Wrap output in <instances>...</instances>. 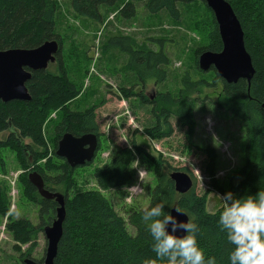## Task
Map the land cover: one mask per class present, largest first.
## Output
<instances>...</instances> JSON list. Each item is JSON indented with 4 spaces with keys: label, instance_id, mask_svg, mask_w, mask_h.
<instances>
[{
    "label": "trees",
    "instance_id": "1",
    "mask_svg": "<svg viewBox=\"0 0 264 264\" xmlns=\"http://www.w3.org/2000/svg\"><path fill=\"white\" fill-rule=\"evenodd\" d=\"M118 1L70 0V7L78 16L101 22V8L113 7ZM140 1H143L144 8L150 14L165 13L176 20L186 17L181 16L180 10L188 0H130L122 7L121 14L133 16L134 4ZM226 1L240 22L244 46L255 69L250 83L243 79L236 83H226L214 70H199L197 61L202 52H219L222 48L214 16L201 1L206 20L198 25L197 34L204 44L193 51L194 70L198 77H190L186 71L176 96L161 91L156 92L154 98L142 93L137 96L143 103L151 104L152 111H157L158 108L165 126L160 135L167 137L172 134L169 117L174 116L179 125L186 128L185 139L188 141L194 128L192 111L198 99L191 98L190 95L193 92L200 93L205 88L220 86L222 106L239 120L245 137L244 162L233 176L238 179L237 183L224 193L231 191L236 197H247L264 191V0ZM57 13L58 7L54 0H0V50L34 48L51 39L56 40L59 45L56 53L58 73L50 70L51 63L46 69L32 71L30 79L25 83L31 97L29 101H0V135L7 133L5 139L0 140V148L14 152L19 166L25 170L19 178L23 194L29 202L38 205V224L35 225L26 218H8L5 223V230L16 242L15 249L19 250L20 244H28L21 253L20 264H23L25 257H31L37 246L39 233L52 223L57 207L53 200L43 199L30 184L28 174L33 171L40 174L47 190L56 191L55 188L59 185L65 186V218L54 264H144L145 260L154 259L151 237L141 219L143 209L129 212L127 221L134 233H128L125 221L104 194L107 190L125 187L133 181L134 163L153 176V184L147 191V207L165 202V211L170 212L171 207L175 206L186 213L188 218L197 217L200 228L198 243L204 249L205 256H214L217 264H228V253L232 246L228 244L226 234L218 225L223 205L208 212V191L198 193L194 185L184 194L177 193L169 177L171 166L167 160L161 156L153 157L138 146L134 139L126 147L115 146L107 161L95 168L94 188L80 190L69 196L74 185L75 169L69 167L62 158L55 156V162L47 156L49 150L45 140L47 132L44 129L45 124L50 121L49 115L52 112L56 115L49 124L52 128L50 144L53 157L58 140L66 132L74 136L95 134L98 138L97 151L101 149V134L96 122L95 104L82 108L70 106L72 101L81 99L84 78L75 76L71 80L66 72L60 57V38L55 30ZM189 18L192 21V16ZM147 43L158 47L151 49ZM108 46L119 47L128 56L125 67L142 86L147 80L158 86L167 78L169 58L161 46V39L149 37L143 43L136 44L131 37L113 35L104 44L105 48ZM121 92L126 97L131 95L126 88H121ZM10 127L17 134L9 131ZM151 130L145 132L150 135ZM27 138L30 144L24 143ZM200 150L208 158V175H214L215 151L212 148ZM43 159L44 164H39ZM213 185L217 187L215 182ZM217 189L222 192V188ZM7 192L6 186L0 181V221L9 209ZM42 260L43 257L36 261L41 263Z\"/></svg>",
    "mask_w": 264,
    "mask_h": 264
},
{
    "label": "rangeland",
    "instance_id": "2",
    "mask_svg": "<svg viewBox=\"0 0 264 264\" xmlns=\"http://www.w3.org/2000/svg\"><path fill=\"white\" fill-rule=\"evenodd\" d=\"M129 1L119 0L113 7H102L103 20L95 22L76 15L70 7V0H54L58 7L55 30L60 38V57L71 80L75 76L84 78L83 95L80 100L72 101L70 106L82 108L95 104L96 122L101 133V149L90 164L75 169L74 185L69 196L80 190L94 188L95 168L107 161L115 146L126 147L134 139L138 146L153 157L161 156L167 160L171 166L170 172L183 171L185 168L183 172L191 177L196 191H208L206 210L213 212L223 205L221 197L224 192L237 183L238 179L233 176L244 162V130L239 120L222 106L220 86L205 88L200 93L193 92L190 95L191 98L198 99L192 111L194 128L188 141L185 139L186 128L180 126L174 116L169 117L172 134L167 137L160 135L165 126L158 108L157 111H152V105L143 103L137 96L142 93L154 98L159 91L176 96L186 71L190 77H198L194 70L193 51L204 44L197 34L198 25L206 20L202 4L204 1L184 2L180 14L186 17L178 20L165 13H148L143 1L136 2L133 16L126 17L121 14V9ZM191 16L192 21L189 18ZM113 35L131 37L136 44L143 43L149 37L161 39V46L169 58L168 76L163 84L155 86L148 80L143 86L138 83V79L125 67L128 56L119 47H104ZM148 45L151 49L158 47L156 44ZM50 70L58 73L57 59L50 64ZM121 88H126L127 92L129 90L131 95H123ZM55 116L53 112L49 115L50 121L45 124L44 131L47 132V156L56 162V155L53 157L50 144L52 128L49 125ZM148 129H152L150 135L145 132ZM6 135V132L2 133L0 140H4ZM215 141H219L218 146ZM24 143L31 142L27 138ZM203 148H212L216 153L212 176L207 173L208 158L200 150ZM0 158V181L6 186L9 198L8 212L0 221V264H20L21 253L28 244H20L19 250L15 249L16 242L5 230V223L8 218H26L33 224H38V205L29 202L23 194L19 178L25 170L19 166L14 152L0 148ZM44 161L45 159L38 163L43 165ZM133 167L135 174L130 184L104 192L115 211L125 221L127 232L132 234L134 232L128 224V214L133 209L147 207L148 187L153 184L150 172L137 163ZM213 182L217 187H214ZM218 187L222 188V192ZM55 190L63 194L65 186L61 184ZM45 248L46 239L43 232H40L31 257L40 260Z\"/></svg>",
    "mask_w": 264,
    "mask_h": 264
},
{
    "label": "water",
    "instance_id": "3",
    "mask_svg": "<svg viewBox=\"0 0 264 264\" xmlns=\"http://www.w3.org/2000/svg\"><path fill=\"white\" fill-rule=\"evenodd\" d=\"M212 12L217 24L222 48L219 52L204 51L197 61L201 71L213 69L226 83H236L246 80L250 83L255 69L252 59L244 46V34L231 5L226 0H202ZM59 45L56 40H46L34 48H8L0 50V101H29L30 94L25 83L30 79L32 71L46 69L48 64L56 59ZM9 131L17 134L10 127ZM98 147L95 134L85 133L74 136L64 133L57 142L55 155L63 158L71 167L83 166L93 161ZM174 189L184 194L192 188L191 177L183 171H173L169 174ZM28 181L34 186L43 199L53 200L57 207L55 218L50 225L43 228L46 248L41 263L32 257H25L23 264H54L57 245L62 235V224L65 218L64 195L50 191L44 187L40 174L36 171L28 174ZM170 209L173 216L180 221H186L187 216ZM183 235V232L177 233Z\"/></svg>",
    "mask_w": 264,
    "mask_h": 264
},
{
    "label": "clouds",
    "instance_id": "4",
    "mask_svg": "<svg viewBox=\"0 0 264 264\" xmlns=\"http://www.w3.org/2000/svg\"><path fill=\"white\" fill-rule=\"evenodd\" d=\"M215 143L219 145V141ZM221 199L223 208L218 225L232 246L228 264H264V191L247 197H236L228 191ZM165 206V202H158L142 210L141 219L155 253V258L145 260L144 264H217L214 256H205L198 243L197 217L177 220L165 211ZM175 211L186 215L180 208ZM178 231L184 234L178 235Z\"/></svg>",
    "mask_w": 264,
    "mask_h": 264
},
{
    "label": "flooded vegetation",
    "instance_id": "5",
    "mask_svg": "<svg viewBox=\"0 0 264 264\" xmlns=\"http://www.w3.org/2000/svg\"><path fill=\"white\" fill-rule=\"evenodd\" d=\"M199 57V56H198ZM200 70V69H199ZM210 70H213V69H209L208 71H210ZM203 72V71H202ZM204 72H207V71H204ZM225 82V81H224ZM100 132V131H99ZM101 134V133H100ZM97 137V136H96ZM97 140H98V138H97ZM57 146V145H56ZM96 154H97V151H96ZM58 157V156H57ZM95 158V157H94ZM63 159V158H62ZM65 161V160H64ZM91 163V162H90ZM89 163V164H90ZM68 165V164H67ZM86 165H88V164H86ZM69 166V165H68ZM83 166H85V165H83ZM70 167V166H69ZM78 167H81V166H77V167H75V168H72V169H76V168H78ZM58 192V191H57ZM62 194V193H61ZM63 195H64V193H63Z\"/></svg>",
    "mask_w": 264,
    "mask_h": 264
}]
</instances>
